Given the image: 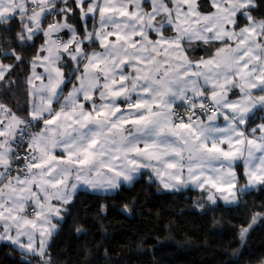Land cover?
<instances>
[{"label":"snow or ice","instance_id":"6c2138e0","mask_svg":"<svg viewBox=\"0 0 264 264\" xmlns=\"http://www.w3.org/2000/svg\"><path fill=\"white\" fill-rule=\"evenodd\" d=\"M141 181L196 193L201 215L235 210L242 246L264 224V199H245L264 193V0H0V242L16 264H59L70 217L77 238L96 227L82 191L125 199ZM136 200H97L94 217Z\"/></svg>","mask_w":264,"mask_h":264},{"label":"trees","instance_id":"16d2710c","mask_svg":"<svg viewBox=\"0 0 264 264\" xmlns=\"http://www.w3.org/2000/svg\"><path fill=\"white\" fill-rule=\"evenodd\" d=\"M196 193L166 194L143 181L129 187L123 193L125 199H107L90 192H81L77 198L80 216H88L87 235L77 238L65 224L60 235L55 238L51 251L59 264H78L83 250L91 248L92 264H258L264 257V224L257 222L246 244L241 245L229 224H237L233 219L235 210L217 209L201 215L192 209ZM136 197V210L131 214L119 212V208H109L104 219L94 217L97 200L101 203L122 207ZM249 204L259 203L264 193L253 192L245 197ZM92 211L85 213L83 209ZM75 211V209H74ZM215 218L220 223L213 225ZM102 245L97 251L96 245ZM109 250L104 256V250ZM239 249L236 255L233 250ZM11 249L0 243V264H16Z\"/></svg>","mask_w":264,"mask_h":264},{"label":"crops","instance_id":"0c3cea01","mask_svg":"<svg viewBox=\"0 0 264 264\" xmlns=\"http://www.w3.org/2000/svg\"><path fill=\"white\" fill-rule=\"evenodd\" d=\"M0 243H2V242H0Z\"/></svg>","mask_w":264,"mask_h":264}]
</instances>
